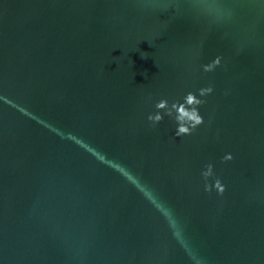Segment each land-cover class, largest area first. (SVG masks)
I'll return each instance as SVG.
<instances>
[{
  "label": "water",
  "instance_id": "95a60500",
  "mask_svg": "<svg viewBox=\"0 0 264 264\" xmlns=\"http://www.w3.org/2000/svg\"><path fill=\"white\" fill-rule=\"evenodd\" d=\"M0 264H264V0H0Z\"/></svg>",
  "mask_w": 264,
  "mask_h": 264
},
{
  "label": "clouds",
  "instance_id": "9594fccd",
  "mask_svg": "<svg viewBox=\"0 0 264 264\" xmlns=\"http://www.w3.org/2000/svg\"><path fill=\"white\" fill-rule=\"evenodd\" d=\"M192 99H193V97L191 95H189V97H188L189 102H191ZM162 106H163L162 104L158 105V107H162ZM181 111H183V109H181ZM149 118L151 119V117H149ZM192 119L195 121L196 124H199L202 121V118L195 111H193ZM179 131H187V129L181 127L179 129Z\"/></svg>",
  "mask_w": 264,
  "mask_h": 264
}]
</instances>
